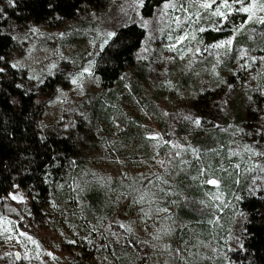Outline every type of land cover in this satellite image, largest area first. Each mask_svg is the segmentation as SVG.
Returning <instances> with one entry per match:
<instances>
[{"label":"trees","instance_id":"trees-1","mask_svg":"<svg viewBox=\"0 0 264 264\" xmlns=\"http://www.w3.org/2000/svg\"><path fill=\"white\" fill-rule=\"evenodd\" d=\"M109 1L0 0V213L10 194L25 192L41 228L56 235L55 253L62 264H153V238L117 220L113 203L120 199L114 190L89 184L79 199L70 190L69 181L83 173L85 158L95 151L98 139H105L102 130L114 118L118 124L111 126L106 156L125 168H155L151 176L138 180L140 192H151L159 179L166 180L168 188L161 198L174 209L172 219L179 226L181 246L196 238L217 245L219 235L227 237L238 230L239 246L227 250L219 264H264V185L250 189V171L259 170L255 162L264 166V75L256 82L247 107L233 119L219 112V99L227 91L223 85L196 90L189 111L164 110L157 94L145 95V76L142 69L136 70V59L147 32L131 23L117 29L95 57L99 92L95 98L88 94L92 97L87 113L75 133L43 132V116L61 80L48 77L36 89L24 87L25 72L11 63L17 46L13 31L27 24L58 26ZM254 1L228 0L231 8L221 9L224 19L212 14L222 0L209 9L200 6L205 0H142L141 15L153 18L162 6L173 3L163 38L180 51L208 53L231 40L239 43L250 25L261 39L250 43L249 50L264 59V14L256 17L242 10ZM197 118L199 126L193 123ZM238 145L245 152L231 157L230 151ZM209 179L218 181L217 191L206 183ZM209 194L220 196L221 201L211 202ZM132 198L122 209L135 203ZM144 202L149 204L150 199ZM199 208L206 209L205 217L195 213Z\"/></svg>","mask_w":264,"mask_h":264},{"label":"rangeland","instance_id":"rangeland-1","mask_svg":"<svg viewBox=\"0 0 264 264\" xmlns=\"http://www.w3.org/2000/svg\"><path fill=\"white\" fill-rule=\"evenodd\" d=\"M258 2L254 1L256 17L264 14V11L259 10ZM173 6V3L165 4L153 18L146 19L141 15L142 0H110L103 8L83 10L75 19L56 24L58 26L27 24L17 27L13 31L17 46L11 56V63L25 72L24 87L28 90L36 89L48 77L61 80L43 116V132L75 133L82 116L85 117L87 113L86 106H89L92 97L88 94L94 96L99 92L93 72L95 57L105 48L117 29L131 23L142 25L147 32L143 47L137 55L136 70H143L145 95L157 94L162 109L189 111L196 90L203 92L223 85L227 91H223L219 99L220 114L233 119L238 110L243 111L251 100L256 82L264 75V59L249 50L250 43L255 44L261 39L256 33L257 29L249 25L241 42L231 40L208 53L199 49L180 51L175 44L171 45L163 38L169 26L168 12ZM255 22L259 21L256 19ZM77 30L81 33L73 36ZM109 33L113 35L109 36ZM53 64L56 67H51ZM73 78H78L77 84L72 83ZM107 124L102 130L105 139H98L95 151L90 152L83 162V173L69 181L72 183L69 185L71 193H76L79 199L80 193L86 194L89 184H95L100 190H114L120 199L113 203L117 220L153 238L156 245L153 264L221 263L227 250L239 246L240 232L232 231L227 237L219 235L217 245L212 240L196 238L181 246L180 229L172 219L174 209L166 203L165 198H161L163 190L168 188L166 180L159 179L151 192H140L138 180L151 176L155 168H125L119 160L106 156L113 136L111 126L118 122L113 118ZM228 136L235 141L238 139L236 134ZM244 152L238 145L236 150L230 151V156H241ZM255 163L259 170L255 174L252 169L250 171V189L258 190L264 185V166L259 161ZM13 195L23 200H13ZM132 195L135 203L122 209ZM141 196L144 197L143 201ZM208 197L217 204L221 201L220 196L209 194ZM149 199L151 205L144 202ZM1 206L0 264H62L55 253L58 245L56 235L51 229L41 228V219L33 216L25 192L10 194ZM195 213L205 217L206 209L199 208ZM29 236L36 241L35 244L27 239Z\"/></svg>","mask_w":264,"mask_h":264},{"label":"snow or ice","instance_id":"snow-or-ice-1","mask_svg":"<svg viewBox=\"0 0 264 264\" xmlns=\"http://www.w3.org/2000/svg\"><path fill=\"white\" fill-rule=\"evenodd\" d=\"M237 2H239V0H237ZM215 3H216V0H205V2L202 3L200 6H201L202 8H204V9H209V8H212L213 4H215ZM222 8H229V9L231 8V5L229 4L228 0H222V4H221L220 6H217V7L214 9V11H213L212 14L215 15V16H220V17L226 19V18H227L226 13H225L224 11L221 10ZM254 9H256V4H255V3H254L251 7H246V8H243L242 10H243L244 12H249V13H252V15H255V11H254ZM259 10H260V11H264V4H261V5L259 6ZM261 22L264 23V20H262ZM201 31H203V29H201ZM108 35L111 36V35H113V33H109ZM179 39H180V40H183L184 37H180ZM230 42H231V41H229V43H230ZM221 46H222V45H221ZM13 67H15V65H13ZM51 67L54 68V67H56V65L53 64ZM0 71H3V69H0ZM85 71L87 72L88 69H85ZM81 75H83V73H81ZM33 78H34V77H33ZM72 83H73V84H77V83H78V78H73V79H72ZM185 119L193 120V118H192L191 116H187V117H185ZM193 123H194L196 126H199L200 123H201V121H200L199 118H197V119H195V120L193 121ZM155 138H156V137H153V139H155ZM206 183L211 184V185H217V186H218V181H217L216 179H209V180L206 181ZM11 198H12L13 200H17V199H19V200H21V201L23 200L22 197H18L17 195H13ZM143 199H144V197L141 196V201H143ZM54 206H55V205H54ZM121 226L123 227V225H121ZM5 231H7V229H5ZM21 235H25V234H24V233H21ZM27 239L31 240L33 244L36 243V241H35V240H32V238H31L30 236L27 237ZM49 255H51V254L49 253Z\"/></svg>","mask_w":264,"mask_h":264},{"label":"water","instance_id":"water-1","mask_svg":"<svg viewBox=\"0 0 264 264\" xmlns=\"http://www.w3.org/2000/svg\"><path fill=\"white\" fill-rule=\"evenodd\" d=\"M17 259H18V257H17Z\"/></svg>","mask_w":264,"mask_h":264}]
</instances>
